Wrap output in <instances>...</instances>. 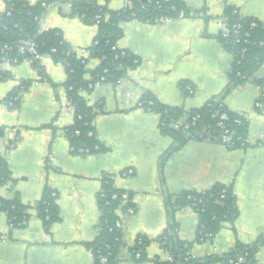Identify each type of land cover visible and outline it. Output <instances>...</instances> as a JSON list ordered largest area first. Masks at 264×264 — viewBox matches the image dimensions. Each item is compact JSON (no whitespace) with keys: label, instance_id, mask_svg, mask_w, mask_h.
<instances>
[{"label":"crops","instance_id":"1","mask_svg":"<svg viewBox=\"0 0 264 264\" xmlns=\"http://www.w3.org/2000/svg\"><path fill=\"white\" fill-rule=\"evenodd\" d=\"M178 1L197 16L154 24L122 23L116 46L134 56L137 65L116 85L96 84L82 93L88 105L102 104L103 112L93 125L104 152H71L64 129L74 123V114L61 107L66 100V72L61 63L49 56L39 60L49 82L41 81L29 58L0 65L7 74L0 81V128L4 130L0 154L13 180L0 186V200L10 201L18 194L28 207L19 227H11L0 212V264H95L86 244L97 236V194L104 176L131 194L136 207L131 215L120 214L124 246L118 264L167 261L168 253L156 242L149 244L142 261L132 259L130 248L137 236L155 239L170 223L179 240L191 243L188 251L194 258L226 253L237 241L251 244L264 234V101L257 107L261 95L255 83L264 79V69L224 100L230 112L248 123L244 149L228 150L212 139L189 141L161 168L160 157L173 138L160 132L158 115L139 107L145 94L183 111L201 108L219 95L228 84L233 60L218 41V20L230 6L242 17L264 23V0ZM126 5L127 0H110L108 8L118 11ZM4 8L0 2V12ZM70 14L68 5L49 7L40 29L59 31L79 58L81 49L92 46L97 29ZM98 65V60L88 58L89 71ZM21 82L29 83L28 88L12 108L6 98ZM183 84L193 93L186 96ZM129 170L132 173L124 175ZM215 184L232 187L239 215L233 226L224 223L212 240L198 243V215L188 207L176 209L175 199L184 191L202 192ZM46 188L56 194L58 206V219L47 229L33 207ZM256 259L264 264V246Z\"/></svg>","mask_w":264,"mask_h":264},{"label":"trees","instance_id":"2","mask_svg":"<svg viewBox=\"0 0 264 264\" xmlns=\"http://www.w3.org/2000/svg\"><path fill=\"white\" fill-rule=\"evenodd\" d=\"M0 2L5 7L4 11L0 12V65L4 61L14 64L29 58L33 67L39 71L41 81L49 82L41 71L39 60H35L27 49L20 50L34 44L40 56H49L64 66L66 81L63 87L66 99L74 108V123L64 129V135L73 154H79L80 150H88L89 154L105 151L98 144L93 125L96 116L103 112L102 104L88 105L82 93L91 91L88 88L90 82L87 76L93 79L92 83L96 82L98 77L104 76L106 84L116 85L128 69L137 65V59L128 52L123 51L124 55H121V51L111 50L121 38L122 23L138 20L154 24L162 17L177 19L181 14L182 18L197 16L196 12L178 0H127L126 7L118 11L108 8L110 0H40L35 4L24 0ZM61 5H68L71 9L70 15L79 18L85 25L96 27V37L88 48L89 59L100 62L95 70L87 69L88 59L78 58L59 31L40 29V22L47 9ZM221 18L226 23L227 37L219 34L218 41L233 60L228 73V84L224 90L203 107L190 111L163 106L150 94H145L139 103L140 108L158 115L160 132L173 138L172 145L160 157L161 168L189 141L212 139L225 145L228 150L247 147L248 123L242 116L230 112L224 100L236 88L254 79L260 69H264V23L244 18L236 8L230 6H226ZM236 26H241L237 39L233 38ZM3 47L10 48L7 54L1 53ZM52 50L55 52L52 53ZM104 70L107 71L106 74L103 73ZM6 79L7 74L0 71V81ZM255 83L260 88L258 103H261L264 101V79L255 80ZM28 85L27 82H21L6 98V103L15 108ZM187 87L186 84L182 85L186 96L193 93V89L189 87L188 90ZM174 125L178 127L174 128ZM3 135L4 130L0 128V138ZM11 181V172L0 154V186ZM123 195L126 196L125 199L122 198ZM97 204L100 212L97 236L86 246L91 250L95 264H99L102 257L106 259L107 264H118V255L124 246L120 214H127L129 209L134 213L136 207L131 194L117 189L110 176H104L102 179ZM33 207L46 229L58 219L56 194L47 188L40 201ZM175 207L191 208L198 215L199 225L195 237V242L198 243L212 240L223 228L224 223L233 226L239 215L232 187L222 184H215L202 192L184 191L175 199ZM27 210L28 207L21 204L18 194L10 201L0 200V212L6 214L11 227H19L23 223L27 218ZM152 242L158 243L169 256L167 261L157 264H257L256 255L264 246V234L251 244L237 241L226 253L194 258L188 251L191 243L179 240L174 223H170L155 239L144 235L137 236L130 248L132 259L144 260L145 251ZM238 259L243 262H238Z\"/></svg>","mask_w":264,"mask_h":264},{"label":"built area","instance_id":"3","mask_svg":"<svg viewBox=\"0 0 264 264\" xmlns=\"http://www.w3.org/2000/svg\"><path fill=\"white\" fill-rule=\"evenodd\" d=\"M179 18H182V14L179 16ZM172 20V18H168V17H162V18H160V20L159 21H161V22H163V21H165V22H169V21H171ZM218 26H219V28H220V34H222L223 35V37H227V32H226V23H225V20L224 19H222V18H220L219 20H218ZM240 31H241V26H236L235 28H234V30H233V38H235V39H237L238 38V36L240 35ZM25 49H27L33 56H34V58H35V60H40L41 58H42V56H40L38 53H37V51H36V47H35V45L34 44H29L28 45V47L27 48H21L20 50L21 51H25ZM10 50V48L9 47H3L2 49H1V53L2 54H7V52ZM112 51H121L120 52V54L121 55H124V52L122 51V50H120L117 46H114V47H112V49H111ZM52 53H54L55 52V50H52L51 51ZM242 52H244V50L242 51ZM79 53H80V57L79 58H85V59H88L89 57V50L88 49H81L80 51H79ZM117 58V57H116ZM99 62V61H98ZM100 63V62H99ZM103 73L104 74H106L107 73V71L106 70H104L103 71ZM89 82H90V84H89V86H88V88L89 89H92L93 88V86H95L96 84H106L107 82H106V78L104 77V76H100V77H98V80L96 81V82H94V83H92L93 82V79L91 78L90 80H89ZM188 88V90H190V88L189 87H187ZM62 109H64V110H69L70 112H74V108H73V106L70 104V102L66 99L64 102H63V104H62ZM257 107H261V104H257ZM222 118H225V117H222ZM178 126L177 125H174V128H177ZM12 146V145H11ZM79 154H82V155H87V154H89V151L88 150H80L79 151ZM132 173V171L131 170H129V171H127L126 173L124 172V175H127V174H131ZM115 198V197H114ZM122 198L123 199H125L126 198V196L125 195H123L122 196ZM193 210V209H192ZM133 213V211L131 210V209H129L128 211H127V215L129 214H132ZM24 222V221H23ZM23 224V223H22ZM21 224V225H22ZM137 257H139V255H137ZM238 262H243V260L242 259H238ZM99 264H107L106 263V259L105 258H100L99 259Z\"/></svg>","mask_w":264,"mask_h":264}]
</instances>
